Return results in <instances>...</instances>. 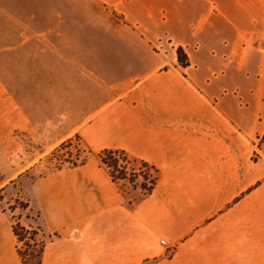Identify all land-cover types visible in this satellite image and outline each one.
<instances>
[{
  "label": "crops",
  "instance_id": "0c3cea01",
  "mask_svg": "<svg viewBox=\"0 0 264 264\" xmlns=\"http://www.w3.org/2000/svg\"><path fill=\"white\" fill-rule=\"evenodd\" d=\"M93 35L111 44L41 45ZM10 53L19 75L30 55L32 105L77 119L60 142L78 135L159 175L134 206L94 160L35 180L52 237L42 264H264V0H0V55ZM40 54L78 57L68 77L48 59L40 83ZM15 85L19 98L27 83ZM11 114L0 111V190L22 172L10 134L38 129L33 112ZM0 264H21L1 208Z\"/></svg>",
  "mask_w": 264,
  "mask_h": 264
},
{
  "label": "rangeland",
  "instance_id": "374dc122",
  "mask_svg": "<svg viewBox=\"0 0 264 264\" xmlns=\"http://www.w3.org/2000/svg\"><path fill=\"white\" fill-rule=\"evenodd\" d=\"M41 41L42 46H51V44L61 46L65 43H68L70 46H94L100 44L102 38L93 35L87 38L71 39L44 38ZM103 44L109 46L111 41H107ZM15 56L14 53L0 55V111L10 112L11 117L13 116L11 113L16 107L22 109L24 113L27 112L31 114L33 112L35 116L33 118L35 123H37L38 129L31 135L18 132L10 134L11 139L15 140L17 143V147L13 150L10 157V165L17 169L16 171L22 172L0 190V208L10 216L13 226H17L20 229V233H22L25 238V243H30L32 246L36 241H46L47 239V235L43 230L42 219L39 218L36 205L32 199L33 182L45 175L58 172L56 168L62 164V160L60 161L58 158L55 159L56 157L51 156V153L69 139L73 140L74 149L80 152L91 150L78 135H72L63 142H60L76 127L78 123L77 119H69L60 116H56L55 118L47 117L50 115L46 110L45 102H36V106L35 104H31L28 94H30L32 88L29 84V80L31 79V72L33 70L30 64L27 63V59L30 55H23L26 64L24 62L23 69L20 73L21 75H19V71L15 69ZM37 56H40V61L37 67L34 64L35 70L33 77H37L40 83H45L46 78L51 74L46 64L48 59H54L56 63L55 73L59 74V77H62L61 75H63V77H68L66 69L70 64H73L72 62L75 59L77 60L78 57L77 54H40ZM88 56L89 54L87 58ZM16 76L22 77L24 84L27 83V85H23L22 92L19 89V98L15 96L16 91L18 92V86L15 85ZM38 87L40 93L46 89L45 85H40ZM33 89H36V87L33 86ZM74 149H67L64 150V152L69 151L72 152L73 155H76L77 152ZM91 152L94 153L93 151ZM81 155L85 156L86 153H81ZM120 158L123 159L122 157ZM91 160L94 159L91 158ZM23 161H26V164ZM94 161L98 163L97 160ZM65 166H68V164ZM148 173L154 175L151 170H149ZM121 190L126 193L124 197L128 205L134 203V201H137L140 197L139 192L133 190L127 183H123ZM22 229L24 230L21 231ZM34 233H36V235H34ZM20 246L25 250L23 244H20Z\"/></svg>",
  "mask_w": 264,
  "mask_h": 264
},
{
  "label": "trees",
  "instance_id": "16d2710c",
  "mask_svg": "<svg viewBox=\"0 0 264 264\" xmlns=\"http://www.w3.org/2000/svg\"><path fill=\"white\" fill-rule=\"evenodd\" d=\"M178 62L181 65H184L186 62V57L183 55L182 51L178 50ZM67 149H74L73 140L69 139L68 141L62 143L58 146L52 153L51 156L62 160L56 171L62 170L64 168H75L82 166L88 162V160L94 159L97 160L100 167L105 170L108 177L111 179L112 183L117 187L118 191L124 196L126 194L122 191L123 183H127L133 190L139 192L140 197L134 203H130L128 206H134L141 202L145 197L151 194L155 185L158 182L159 175L158 171L148 165L147 163L138 160L129 156L127 153L119 150H103L99 153H92L91 151H78L77 154L73 155L72 152H64ZM86 153L85 156H82L81 153ZM122 157L123 159H121ZM123 163V165H122ZM68 164V166H65ZM152 171L154 175H150L148 172ZM125 198V197H124ZM22 229L21 231H23ZM13 232L17 239V252L21 264H42V255L44 246L47 241L52 237H48L46 241L42 240L39 242H34V245L30 243H25V238L20 229L17 226H13ZM36 235V233H34ZM20 244L25 246V250Z\"/></svg>",
  "mask_w": 264,
  "mask_h": 264
},
{
  "label": "built area",
  "instance_id": "2783aa9c",
  "mask_svg": "<svg viewBox=\"0 0 264 264\" xmlns=\"http://www.w3.org/2000/svg\"><path fill=\"white\" fill-rule=\"evenodd\" d=\"M160 245L165 248L167 246V243H166V241L161 240Z\"/></svg>",
  "mask_w": 264,
  "mask_h": 264
}]
</instances>
